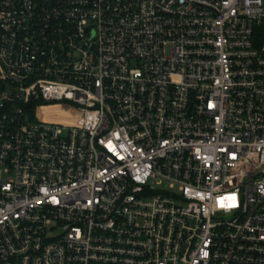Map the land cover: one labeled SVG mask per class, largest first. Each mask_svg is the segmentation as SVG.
Wrapping results in <instances>:
<instances>
[{
  "label": "built area",
  "instance_id": "built-area-1",
  "mask_svg": "<svg viewBox=\"0 0 264 264\" xmlns=\"http://www.w3.org/2000/svg\"><path fill=\"white\" fill-rule=\"evenodd\" d=\"M0 264H264V0H0Z\"/></svg>",
  "mask_w": 264,
  "mask_h": 264
}]
</instances>
